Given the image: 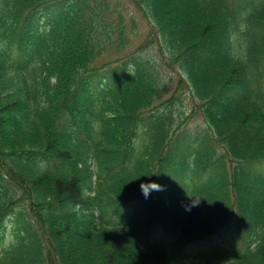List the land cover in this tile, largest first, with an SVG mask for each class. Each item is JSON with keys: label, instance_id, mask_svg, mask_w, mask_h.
<instances>
[{"label": "trees", "instance_id": "trees-1", "mask_svg": "<svg viewBox=\"0 0 264 264\" xmlns=\"http://www.w3.org/2000/svg\"><path fill=\"white\" fill-rule=\"evenodd\" d=\"M45 1L0 0V219L20 201L35 213L29 220L15 211L0 264H264V240L192 259L172 246H138L148 210L186 238L203 233L221 209L226 215L224 185L264 237V178L243 167L264 158V3L257 10L240 0H130L148 31L129 50L139 23L120 4L77 0L38 33ZM11 47L29 52L25 65ZM121 57L135 61L133 75L119 81L99 72ZM176 74L177 89L167 93ZM177 91L189 95L188 116ZM197 113L239 164L225 183L198 188L183 211L166 204L174 187L164 167H184L205 142L200 131L191 147L180 129ZM215 153L208 145L206 154ZM147 181L164 190L145 199L139 185ZM133 198L147 211H134L127 227L113 225L110 217Z\"/></svg>", "mask_w": 264, "mask_h": 264}, {"label": "clouds", "instance_id": "clouds-1", "mask_svg": "<svg viewBox=\"0 0 264 264\" xmlns=\"http://www.w3.org/2000/svg\"><path fill=\"white\" fill-rule=\"evenodd\" d=\"M145 185H150V187H146ZM139 188L145 199H147L153 191L159 192L164 190V186L154 181L143 182L139 185Z\"/></svg>", "mask_w": 264, "mask_h": 264}, {"label": "rangeland", "instance_id": "rangeland-1", "mask_svg": "<svg viewBox=\"0 0 264 264\" xmlns=\"http://www.w3.org/2000/svg\"><path fill=\"white\" fill-rule=\"evenodd\" d=\"M193 126H194V125H191L190 128H192ZM190 128H189V129H190Z\"/></svg>", "mask_w": 264, "mask_h": 264}]
</instances>
